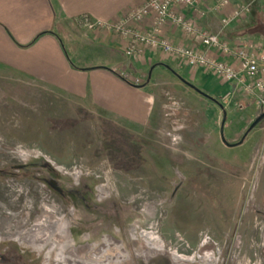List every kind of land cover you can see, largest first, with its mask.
I'll list each match as a JSON object with an SVG mask.
<instances>
[{"label":"rangeland","instance_id":"1","mask_svg":"<svg viewBox=\"0 0 264 264\" xmlns=\"http://www.w3.org/2000/svg\"><path fill=\"white\" fill-rule=\"evenodd\" d=\"M245 2L221 38L264 42V0ZM167 89L173 123L156 131L0 68V264H264V103L238 90L223 130L236 145L199 154L207 131L174 113L195 97Z\"/></svg>","mask_w":264,"mask_h":264},{"label":"crops","instance_id":"2","mask_svg":"<svg viewBox=\"0 0 264 264\" xmlns=\"http://www.w3.org/2000/svg\"><path fill=\"white\" fill-rule=\"evenodd\" d=\"M145 1L0 0V68L35 81H45L79 98H88L107 114L143 129L152 125L156 131L163 130L162 126L174 119L166 108V96L167 88L177 85L195 97V102H181L180 109L174 110L182 114L175 116L180 123L178 128L188 133L193 130L195 136L202 127L207 131L206 136L195 138L199 154L236 145L223 138L225 110L230 103H224L221 97L231 87L223 84L219 77L202 68L193 70L181 66L175 57L159 51L129 57L123 52V42L118 36L105 31L85 36L84 27L77 21L86 16L94 21L116 22ZM215 1L207 0V5ZM245 1L233 0L232 7L246 4ZM182 10L193 15L190 9ZM220 18V13L210 11L198 22L222 36L224 28ZM164 35L179 44H193L172 25L165 27ZM81 36L93 41L88 44ZM92 50L96 52L89 53ZM95 55L97 59L93 58ZM121 71L145 78L146 82L142 86L130 84L121 77ZM209 112L216 113L213 120L208 117ZM221 112L224 119L220 134L215 125ZM166 131L164 133L169 134L170 129ZM180 141L185 150H188V142H193L186 134Z\"/></svg>","mask_w":264,"mask_h":264},{"label":"built area","instance_id":"3","mask_svg":"<svg viewBox=\"0 0 264 264\" xmlns=\"http://www.w3.org/2000/svg\"><path fill=\"white\" fill-rule=\"evenodd\" d=\"M232 1L216 0L208 6L207 0H146L116 22L94 21L85 16L79 23L95 32L105 31L118 36L123 42V52L129 57L143 56L146 51H159L175 57L181 66L193 70L202 68L216 75L223 84L231 87L221 97L224 103H229L238 90L249 96L255 95L264 103L260 96L264 93V42L249 37L229 43L198 22L210 11L220 13L224 29L247 18L251 12L250 4L232 7ZM228 8H232L229 13L226 12ZM182 9H190L193 15ZM169 25L179 29L193 44H179L165 36L164 29ZM121 75L137 86L146 81L125 73Z\"/></svg>","mask_w":264,"mask_h":264},{"label":"water","instance_id":"4","mask_svg":"<svg viewBox=\"0 0 264 264\" xmlns=\"http://www.w3.org/2000/svg\"><path fill=\"white\" fill-rule=\"evenodd\" d=\"M259 121H260V119L255 120V121L253 122V125L251 126L250 129H253V127H255ZM244 137H245V136H244ZM244 137H243V139L240 141V144L244 141V139H245Z\"/></svg>","mask_w":264,"mask_h":264},{"label":"trees","instance_id":"5","mask_svg":"<svg viewBox=\"0 0 264 264\" xmlns=\"http://www.w3.org/2000/svg\"><path fill=\"white\" fill-rule=\"evenodd\" d=\"M121 77L124 78L128 83L132 84L127 78H125L123 76H121ZM238 144H240V143H238Z\"/></svg>","mask_w":264,"mask_h":264},{"label":"flooded vegetation","instance_id":"6","mask_svg":"<svg viewBox=\"0 0 264 264\" xmlns=\"http://www.w3.org/2000/svg\"><path fill=\"white\" fill-rule=\"evenodd\" d=\"M261 214V213H260Z\"/></svg>","mask_w":264,"mask_h":264}]
</instances>
